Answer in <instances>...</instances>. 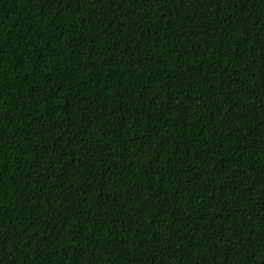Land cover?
I'll list each match as a JSON object with an SVG mask.
<instances>
[{
	"label": "trees",
	"instance_id": "16d2710c",
	"mask_svg": "<svg viewBox=\"0 0 264 264\" xmlns=\"http://www.w3.org/2000/svg\"><path fill=\"white\" fill-rule=\"evenodd\" d=\"M0 264H264V0H0Z\"/></svg>",
	"mask_w": 264,
	"mask_h": 264
}]
</instances>
